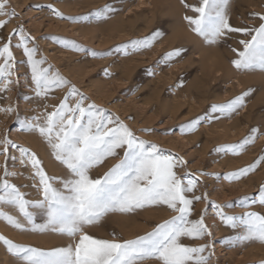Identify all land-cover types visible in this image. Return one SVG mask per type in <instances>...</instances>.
Returning a JSON list of instances; mask_svg holds the SVG:
<instances>
[{
	"label": "rangeland",
	"instance_id": "rangeland-1",
	"mask_svg": "<svg viewBox=\"0 0 264 264\" xmlns=\"http://www.w3.org/2000/svg\"><path fill=\"white\" fill-rule=\"evenodd\" d=\"M163 1L0 0V264H264V0Z\"/></svg>",
	"mask_w": 264,
	"mask_h": 264
},
{
	"label": "bare ground",
	"instance_id": "bare-ground-1",
	"mask_svg": "<svg viewBox=\"0 0 264 264\" xmlns=\"http://www.w3.org/2000/svg\"><path fill=\"white\" fill-rule=\"evenodd\" d=\"M169 1L170 0H164L163 3L165 4L166 2H169ZM155 3H156V1H155ZM179 35L181 37L184 36V37L190 38L189 34L187 32H185V30L180 31L178 33V36ZM199 47H200V45H199ZM200 49H201V47L198 49V51ZM199 53L201 54V50H200V52H198V54ZM199 59H200L199 64L201 66L200 68H201L202 75H201V77L198 78V81L195 84L196 87L198 86V89L205 88V86L208 85V82L210 81L211 76L214 78L213 79L214 81H217L220 78L219 77L220 74H222L221 76H223V78L225 77L224 79L227 78V79H229V81L235 80L236 84H237L236 86H238V87H241V86L245 87L246 84H249L248 78L235 75V72H233V70H230L229 66H227L225 61L222 60L218 55H215L214 53H203L200 55ZM209 84H210V82H209Z\"/></svg>",
	"mask_w": 264,
	"mask_h": 264
}]
</instances>
